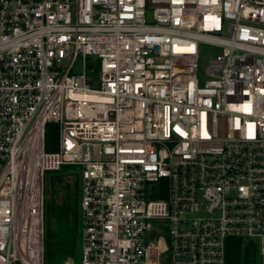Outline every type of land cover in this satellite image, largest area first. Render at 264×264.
Segmentation results:
<instances>
[{
  "label": "built area",
  "instance_id": "1",
  "mask_svg": "<svg viewBox=\"0 0 264 264\" xmlns=\"http://www.w3.org/2000/svg\"><path fill=\"white\" fill-rule=\"evenodd\" d=\"M66 165L81 264H225L230 237L264 264V0H0V264H45Z\"/></svg>",
  "mask_w": 264,
  "mask_h": 264
},
{
  "label": "trees",
  "instance_id": "2",
  "mask_svg": "<svg viewBox=\"0 0 264 264\" xmlns=\"http://www.w3.org/2000/svg\"><path fill=\"white\" fill-rule=\"evenodd\" d=\"M89 69L95 68L97 61L90 58L88 60ZM58 150V126L54 123H48L45 127V151L55 152ZM81 168L78 166L66 165L59 171L53 173L57 174L58 181L52 193L50 201L45 200V182H44V217L45 214L52 215L56 224L58 225L59 232L57 233L56 240V253L54 255L68 254L70 251L67 246V229L64 222L62 227L59 225L62 218L69 219V217H77L78 211V180ZM74 178L75 181L71 187L67 185V200L61 205L56 203L57 185L63 184L65 179ZM54 213V214H53ZM76 224V223H75ZM46 234V230H45ZM259 247L258 243L253 240H245L239 237H230L226 243V263L225 264H259L258 262ZM260 257V254H259ZM49 258V250H45V260Z\"/></svg>",
  "mask_w": 264,
  "mask_h": 264
},
{
  "label": "rangeland",
  "instance_id": "3",
  "mask_svg": "<svg viewBox=\"0 0 264 264\" xmlns=\"http://www.w3.org/2000/svg\"><path fill=\"white\" fill-rule=\"evenodd\" d=\"M149 18L151 19V14H149ZM199 79H200V86H204L205 81V69L208 64V61L211 56H215L220 53V49L214 48L208 45H200L199 47ZM80 62L77 61L75 68H79ZM76 72V70H74ZM80 175V174H79ZM58 181V177L56 173L53 172H47L45 175V200L46 202L50 201L52 197V193L54 191V188L56 186V182ZM75 179L69 178L65 179L63 184L57 185V193L55 195L56 197V203L58 205H61L64 200H67L66 194H67V185L71 187L73 186ZM81 178L79 176L78 180V211H77V217H69V219H65L63 217L60 221V226L62 227L63 223H66V229H67V246H69L70 251L68 254L64 255H54L56 253V240H57V233L59 232L58 225L56 224V221L54 218H52V215L45 214V250H49V258H46L45 264H81L82 261V211L80 206L81 201ZM54 214V213H53ZM76 223V224H75ZM258 262L261 264V258L258 254Z\"/></svg>",
  "mask_w": 264,
  "mask_h": 264
},
{
  "label": "bare ground",
  "instance_id": "4",
  "mask_svg": "<svg viewBox=\"0 0 264 264\" xmlns=\"http://www.w3.org/2000/svg\"><path fill=\"white\" fill-rule=\"evenodd\" d=\"M86 98H89V99H91L92 97H89V96H87Z\"/></svg>",
  "mask_w": 264,
  "mask_h": 264
}]
</instances>
